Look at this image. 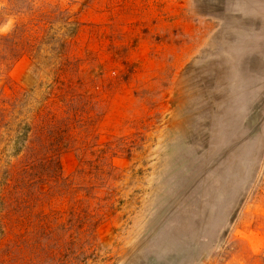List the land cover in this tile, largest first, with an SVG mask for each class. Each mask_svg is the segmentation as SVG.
<instances>
[{"label": "rangeland", "instance_id": "374dc122", "mask_svg": "<svg viewBox=\"0 0 264 264\" xmlns=\"http://www.w3.org/2000/svg\"><path fill=\"white\" fill-rule=\"evenodd\" d=\"M0 264H264V0H0Z\"/></svg>", "mask_w": 264, "mask_h": 264}, {"label": "bare ground", "instance_id": "6f19581e", "mask_svg": "<svg viewBox=\"0 0 264 264\" xmlns=\"http://www.w3.org/2000/svg\"><path fill=\"white\" fill-rule=\"evenodd\" d=\"M217 134V133H216ZM219 134V133H218ZM221 196V195H220ZM257 239V238H256ZM253 243H258V242H256L255 240L253 241ZM253 245H256V244H253Z\"/></svg>", "mask_w": 264, "mask_h": 264}]
</instances>
